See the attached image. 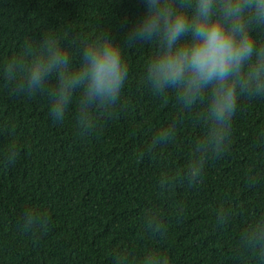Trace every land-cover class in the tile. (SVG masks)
I'll list each match as a JSON object with an SVG mask.
<instances>
[{
    "label": "trees",
    "instance_id": "16d2710c",
    "mask_svg": "<svg viewBox=\"0 0 264 264\" xmlns=\"http://www.w3.org/2000/svg\"><path fill=\"white\" fill-rule=\"evenodd\" d=\"M143 12L142 0H0V264H113L121 252L129 264L151 252L168 264H264V97H240L227 150L208 158L199 183L180 182L206 128L200 108L184 111L145 82L156 46L126 43ZM101 34L120 46L128 77L89 132L77 127L78 93L53 122L46 94L17 93L5 75L27 44L58 38L76 64L77 49ZM254 37L264 43V30ZM173 121L174 139L147 152ZM163 176L176 182L162 190ZM29 209L47 214L44 230L22 228ZM153 214L163 234L148 229Z\"/></svg>",
    "mask_w": 264,
    "mask_h": 264
},
{
    "label": "clouds",
    "instance_id": "9594fccd",
    "mask_svg": "<svg viewBox=\"0 0 264 264\" xmlns=\"http://www.w3.org/2000/svg\"><path fill=\"white\" fill-rule=\"evenodd\" d=\"M143 15L132 26L126 43L156 46L149 60L145 82L161 97L175 94L184 111L196 108L197 119L206 131L193 145L186 171L180 182L199 183L210 156L219 157L228 147L232 121L241 96L264 97V43L254 33L264 30V0H142ZM73 54L59 39L46 37L38 45L27 44L22 54L5 67V75L15 83L14 91L29 97L46 94L53 122H63L74 93L79 94L77 127L82 133L95 127L94 113H108L121 98L128 77V64L121 48L110 36L101 34ZM55 80L54 84L50 81ZM178 121L158 130L146 149L171 142ZM18 152L9 149L7 164L15 163ZM179 175V174H178ZM176 177L163 176L161 189ZM217 223L229 219L225 209L217 212ZM48 224L47 214L29 209L22 228L40 232ZM148 229L161 232L156 214L147 220ZM253 240L257 237L248 234ZM113 264H129L127 253L113 256ZM139 264H168L156 252L145 255Z\"/></svg>",
    "mask_w": 264,
    "mask_h": 264
}]
</instances>
